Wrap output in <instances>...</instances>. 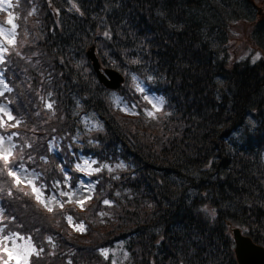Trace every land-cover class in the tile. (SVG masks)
I'll list each match as a JSON object with an SVG mask.
<instances>
[{
	"label": "trees",
	"instance_id": "16d2710c",
	"mask_svg": "<svg viewBox=\"0 0 264 264\" xmlns=\"http://www.w3.org/2000/svg\"><path fill=\"white\" fill-rule=\"evenodd\" d=\"M11 4L0 11V28H11V12L24 59L9 46L5 78L13 91L5 102L22 122L0 133L32 143L24 153L35 157L28 167L43 174L36 183L48 185L47 200L59 191L51 185L64 180L61 164L73 189L86 179L95 185L84 209L66 196L63 208L46 207L31 186L21 191L0 173V207L9 218L0 227L44 248L31 264H113L101 248L122 253L120 264H238L232 228L264 247V0ZM238 22L251 25L259 58H232L231 26ZM92 46L104 67L124 75L120 90L99 82L86 53ZM133 74L145 94L164 101L154 118L145 114L151 105L135 90ZM50 101L54 116L45 108ZM133 103L139 115L122 110ZM97 123L102 129L93 130ZM83 159L114 171H77Z\"/></svg>",
	"mask_w": 264,
	"mask_h": 264
},
{
	"label": "snow or ice",
	"instance_id": "6c2138e0",
	"mask_svg": "<svg viewBox=\"0 0 264 264\" xmlns=\"http://www.w3.org/2000/svg\"><path fill=\"white\" fill-rule=\"evenodd\" d=\"M4 5H7L9 8L12 7L11 0H0V11L5 10ZM72 8L75 9L77 12L80 11L79 7L75 3L72 4ZM34 11V10H33ZM58 11V10H57ZM33 12H28L27 15L31 16ZM83 15V13H81ZM13 14L11 12L8 13V19L7 24L11 25V29L7 30L4 28H0V36L4 37V41L0 42V97H5V93H10L13 91V88L9 86V84L6 82L5 79V73L8 71L10 61L7 59L8 56L12 55V52L10 51L9 46H11L12 51L15 52L16 56L21 57L24 59L23 54L16 49V29L18 25L13 22ZM103 36L106 39L112 38V33L110 30H105L103 32ZM257 58H259V54H257ZM131 63H140V60H132ZM127 74V73H126ZM131 80L134 83L135 90L141 94H143V99L151 105V108L146 110L145 114L148 117L154 118L156 112H160L163 109L164 101L162 98L158 97H149L146 93V89L141 86V83L137 82L138 78L136 75H131ZM48 97H51V93L47 94ZM41 99H45L44 97H41ZM117 103H123L117 98ZM9 104L0 102V129L5 128H16L21 124V120L16 119L15 116H13L12 111L10 110ZM54 104L55 101H50L45 103V108L50 110L52 112V115H55L54 110ZM77 106L79 107V101H77ZM137 105L135 103L131 105H124V108L122 110H126L130 114L139 115L140 113L136 112ZM37 115H39V112H37ZM4 116H7V120L4 119ZM51 118V117H49ZM8 121H15L14 123H9ZM102 125L100 124H93L92 129H102ZM35 130V129H34ZM53 131H55L53 129ZM20 134L13 132L10 134H0V164H2V167H0V173H6L8 177L12 178L13 186L18 188L19 190H23L21 185L31 186L32 193L36 195L37 200H41V197L43 196L44 191H48V185L45 183H40L39 186H37V181H39L42 177V173L37 172L35 168L29 169L28 163L32 162L35 163V157L28 153L27 156H25L24 149L26 148H32V143H29L27 140L24 141L23 144L18 145L17 143H14V138L19 137ZM93 141H90L92 143ZM53 145L50 142L49 151L53 150ZM69 150H71V144L68 145ZM18 156V158H17ZM41 160H43L45 163H47V157L41 156ZM98 162L88 161L84 160L83 164L77 163L75 165V169L80 172H86L88 175H91L92 173H99L105 169H107L109 172H113L114 169L109 165H99L98 167L93 168V165L97 164ZM123 164L116 165V168H123ZM60 171L64 173V180L61 182L60 180L55 181L51 187L53 189H57L58 195L61 197H68L67 202L72 201L73 196L79 195V189H73L72 184L70 183L71 177L69 173L65 170L63 164L60 165ZM115 179H118V177H113ZM99 183V181H97ZM61 185H63L65 190H60ZM95 185L94 184H88L84 186V189L88 191L89 193H92L94 191ZM2 191V189H0ZM12 191L9 189L8 195L12 196ZM27 195V193H26ZM92 197L91 195L84 197V199H77L76 203H78L81 207L84 206L85 202L87 200H90ZM49 200H56V195L53 194L49 197ZM56 202L59 204L61 208H63V203L56 200ZM111 201L105 199L103 200L104 205L111 206ZM47 207V204L45 205ZM49 211H52L51 208H48ZM4 209L3 207H0V223L3 222L5 219H9L8 217H5L3 215ZM101 216L106 215V213H100ZM11 220H15V217H11ZM66 219L71 222L72 217L68 216ZM7 228V225H4V227H0V264H31V257L33 255L40 256L44 252V248L40 247L39 250H37L36 246L28 243L26 245H18L16 243V239H24L23 236H21L18 232H6L5 229ZM78 230L86 231V228H83L82 226H77ZM29 241L31 240V237L28 238ZM48 242L52 244V247L55 248L54 243L52 242V238L48 237ZM100 253L105 256V258H108L109 250L107 248H101L99 249ZM50 255H54V251L49 253ZM125 256H127V253H125ZM69 264H71V261H69ZM115 264V262H113Z\"/></svg>",
	"mask_w": 264,
	"mask_h": 264
},
{
	"label": "water",
	"instance_id": "95a60500",
	"mask_svg": "<svg viewBox=\"0 0 264 264\" xmlns=\"http://www.w3.org/2000/svg\"><path fill=\"white\" fill-rule=\"evenodd\" d=\"M87 56L99 78L100 83L107 89L116 90L125 82V77L111 68H104L96 53L95 47L87 50ZM235 242V255L238 264H264V247L257 245L239 228H232Z\"/></svg>",
	"mask_w": 264,
	"mask_h": 264
},
{
	"label": "rangeland",
	"instance_id": "374dc122",
	"mask_svg": "<svg viewBox=\"0 0 264 264\" xmlns=\"http://www.w3.org/2000/svg\"><path fill=\"white\" fill-rule=\"evenodd\" d=\"M258 3H260V2L258 1ZM251 28H252L251 25L248 24V23L238 22V23H233L232 24L229 45H230V48H231V53H232V58L233 59H234V57H241L243 55H248V54L249 55L250 54H254V58H257V54H259V57L262 55L261 52L257 50L258 48L255 47V44L253 43V41H252V39L250 37ZM10 29L11 28H9L7 30H10ZM3 41H4V37L1 36L0 42H3ZM6 82H7V80H6ZM6 94L7 93H5V97H0V102L6 103L5 102V100H7ZM147 95L149 97H158V98H160L159 96H157L155 94L147 93ZM0 115H3V114H0ZM0 134H3V132L1 131ZM13 142L16 143V140L14 139ZM84 160L85 159H83V161ZM88 184H89L88 183V179H86L77 188H75V189H79V195L73 196L72 197V202L76 203L77 199H84V197L92 195V193H89L88 191H86L84 189V186H86ZM60 190H65V189L61 188ZM52 195H53V193H52ZM41 199L44 200V202H46L47 206H53L54 204L57 203L56 200L60 201V196L58 194H56V200L50 201V200H47L45 198L44 194H43ZM75 205L78 208H80V209H84L85 208V205L83 207H81L78 203H76ZM72 218H73L72 221L69 222V223L74 222V224L76 225V221H75L74 217H72ZM2 227H4V226H2ZM16 243L18 245H22V246L28 244L27 241L24 242V241H20V240H17V239H16ZM29 243H31V242H29ZM109 257H111L112 263L115 262V264H120V262L122 260V257H123V254L122 253H117V252H114L112 254L108 253V258Z\"/></svg>",
	"mask_w": 264,
	"mask_h": 264
},
{
	"label": "bare ground",
	"instance_id": "6f19581e",
	"mask_svg": "<svg viewBox=\"0 0 264 264\" xmlns=\"http://www.w3.org/2000/svg\"><path fill=\"white\" fill-rule=\"evenodd\" d=\"M237 259V258H236Z\"/></svg>",
	"mask_w": 264,
	"mask_h": 264
}]
</instances>
